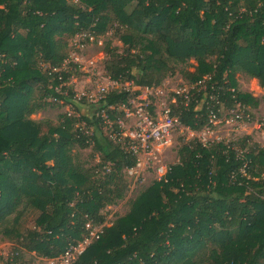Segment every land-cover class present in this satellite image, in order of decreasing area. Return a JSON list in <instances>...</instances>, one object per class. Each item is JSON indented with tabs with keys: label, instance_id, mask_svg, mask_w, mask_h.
I'll use <instances>...</instances> for the list:
<instances>
[{
	"label": "trees",
	"instance_id": "obj_1",
	"mask_svg": "<svg viewBox=\"0 0 264 264\" xmlns=\"http://www.w3.org/2000/svg\"><path fill=\"white\" fill-rule=\"evenodd\" d=\"M112 25L124 53L104 45L111 79L159 88L179 65L187 84L208 77L205 88L189 90L187 105H171L192 130L209 125L203 99L218 116L258 104L238 88L236 74L264 88V0H0V234L15 241V262L29 252L60 264L88 234L85 224L105 223L104 209L125 195L124 174L137 159L109 137L102 115L117 130L129 91L89 103L82 97L90 111L62 114L45 130L30 119L49 102H79L66 85L78 68L63 62L79 31L100 39ZM248 138L184 143L164 179L103 226L72 264H264V149L239 153ZM75 146H90L98 162L85 167ZM28 210L38 213L23 230Z\"/></svg>",
	"mask_w": 264,
	"mask_h": 264
},
{
	"label": "rangeland",
	"instance_id": "obj_2",
	"mask_svg": "<svg viewBox=\"0 0 264 264\" xmlns=\"http://www.w3.org/2000/svg\"><path fill=\"white\" fill-rule=\"evenodd\" d=\"M118 32L117 27L112 25L106 34L100 38L101 41L88 42L81 49H70L68 58L71 59L73 56L77 59L74 64L78 69L73 72L66 85H70L74 94L84 97L87 103L99 99L100 94L97 90L102 82L109 77L104 68L105 61L108 58L103 48L104 45L108 42L110 49H115L118 54L124 53V45L118 38ZM193 64L194 60L191 59L186 67L192 70ZM40 66L41 68L45 67L42 63ZM181 68H184V65H179L176 73L166 76L162 80L161 86L155 89L158 91V94L154 96L156 105L161 106L163 102H169L172 92L188 87L180 72ZM133 73H136V70H133ZM236 82L241 91L251 94L258 101L256 107L247 108L249 114H252L251 119L249 121L234 120L226 115V110L222 109L216 123L211 127L198 131L197 135L203 141L215 140L226 143L236 142L248 136L247 144L242 148V151L247 152L254 146L264 149V126L257 128L259 123L264 122V88L259 85L257 79L241 73L236 74ZM63 93L66 94L67 91ZM39 95H42V92L34 91V97ZM48 101L50 99L45 102L48 103ZM53 102H49L42 109L30 115L32 121L42 123L43 130L46 128L44 127L45 124L57 125L62 121V114L79 117L80 111H90V109L87 110L88 104L80 100L79 102L74 101L65 104H62L63 101ZM183 137V134H175L168 145L155 151L148 159H141L142 167L133 169L134 173L126 172L124 174L127 183L125 195L122 199L104 209L106 222H112L116 217L124 215L129 209L130 202L158 179L156 173L158 165L172 166L178 163V150L185 143ZM72 152L85 167H92L98 162V157L94 156L90 146L83 148L75 146ZM37 213V211L28 210L21 218L20 228L23 230L33 228ZM15 244L14 240L4 238L0 234V264L7 257H11L14 247H16ZM21 256L17 260L19 264H48L46 259L37 256L35 253L23 252Z\"/></svg>",
	"mask_w": 264,
	"mask_h": 264
},
{
	"label": "built area",
	"instance_id": "obj_3",
	"mask_svg": "<svg viewBox=\"0 0 264 264\" xmlns=\"http://www.w3.org/2000/svg\"><path fill=\"white\" fill-rule=\"evenodd\" d=\"M94 41L99 42L101 40L96 39L89 31L81 30L76 34L72 41L73 48L81 49L86 43ZM76 60L77 59L72 56L71 59H65L63 65L67 66L70 62L75 63ZM207 78V76L204 77V81ZM204 81H199L197 84L202 85L204 84ZM197 84H188L187 88L172 92L169 102H163L161 106H159L156 105L154 98V96L158 94V91L155 90L157 88L140 87L130 83H122L115 79H111L110 77H107V79L102 82V85L97 90L100 94L99 98L115 89L123 88L130 93L128 101L118 106V108L122 110V117H118L114 121L118 126L117 130H113V121H111L107 115H102L104 118V129L108 131L109 137L112 140L121 143L127 151L136 156L137 163L135 167L127 171L128 173H134L135 171L133 169L136 167H142L141 159H148L155 151L168 145L175 134H183V141L185 143L196 139L201 142L203 146H206L210 142L215 141L201 140L197 135L199 133L198 131L192 130L184 125L181 122L179 115L173 114L171 111V105L173 104L177 106V104L182 102L181 99H184V104L187 105L189 100V90L194 88ZM202 88H205V86L202 85ZM74 97L77 100L82 98L81 95L78 96L75 94ZM209 98L213 100L216 97L210 95ZM215 103L219 105L220 102L216 99ZM203 104H207V108L209 109V125H206L201 130L213 126L219 118L217 114V111L219 110L214 111L206 99H203L199 103V107L201 108ZM110 108L114 107L110 106ZM226 115L237 121H249L251 119L250 114H245L239 104H236L234 108L226 110ZM262 126H264V122L259 123L257 128H261ZM242 152L243 151H239V153ZM170 168L171 166L158 165L156 169L158 176L157 180L164 179L166 174L170 171ZM108 224H110V222H105L99 226H92L90 223H86L85 228L88 234L77 244L69 245L63 254L59 256V263L72 264L77 256H79L93 240L98 238L99 233L102 232V227ZM17 254V252H13L11 257H7L2 264H19L17 261L15 262L13 258V256ZM46 260L48 264H54L56 261L55 259Z\"/></svg>",
	"mask_w": 264,
	"mask_h": 264
}]
</instances>
